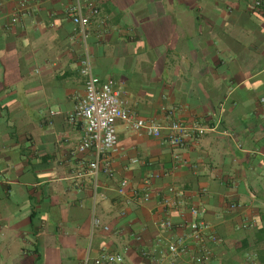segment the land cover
Masks as SVG:
<instances>
[{
  "label": "crops",
  "instance_id": "obj_1",
  "mask_svg": "<svg viewBox=\"0 0 264 264\" xmlns=\"http://www.w3.org/2000/svg\"><path fill=\"white\" fill-rule=\"evenodd\" d=\"M20 1L0 0V264H95L105 250L160 264L143 252L165 255L192 208L223 241L210 264H264V7L91 0L84 36L67 17L76 0H28L11 24ZM86 56L136 119L212 130L171 148L120 121L114 176L90 177L96 154L69 122Z\"/></svg>",
  "mask_w": 264,
  "mask_h": 264
},
{
  "label": "built area",
  "instance_id": "obj_2",
  "mask_svg": "<svg viewBox=\"0 0 264 264\" xmlns=\"http://www.w3.org/2000/svg\"><path fill=\"white\" fill-rule=\"evenodd\" d=\"M264 7V0H257L248 4L249 11L260 10ZM89 10L93 15L98 14L93 1L88 0L84 3L82 0L76 2L68 9L67 17L69 20L86 36L91 24L90 17L85 14ZM28 10V0L19 2V8L11 19V24L19 20L20 14ZM81 75L86 82V95L75 107L73 113L69 116V122L73 125H79L82 132V139L79 145V152L88 151L96 154V159L89 164L87 174L97 179L101 172L109 177L114 176L112 168V157L117 152L118 146V122H126L131 127L150 138H161L163 133L165 140L171 148H183L186 142L196 134L204 136L209 127L194 126L189 127L181 122H173L169 126H163L156 122L136 119L124 108V102L121 99L120 92L116 89V83L113 80L101 81L94 73L93 66L89 56H86L81 62ZM264 106V98L260 100ZM127 182L121 184L120 193H124ZM146 190L144 200H150V192ZM171 199H166V206H175L181 194L175 189L170 190ZM193 220L187 225L185 233L168 241L167 253L162 257L153 255L144 251L142 256L151 258L160 264H210L213 258L209 243L220 245L222 239L211 230V226L203 219L206 210L202 208H192L190 210ZM99 221L94 220V226L97 227ZM159 228L162 231H170L174 225L170 221H163ZM106 231L109 228H105ZM124 256L120 253L102 251L95 264H124Z\"/></svg>",
  "mask_w": 264,
  "mask_h": 264
}]
</instances>
